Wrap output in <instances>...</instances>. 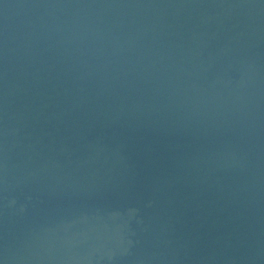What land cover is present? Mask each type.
<instances>
[{
    "label": "water",
    "instance_id": "95a60500",
    "mask_svg": "<svg viewBox=\"0 0 264 264\" xmlns=\"http://www.w3.org/2000/svg\"><path fill=\"white\" fill-rule=\"evenodd\" d=\"M0 264H264V0H0Z\"/></svg>",
    "mask_w": 264,
    "mask_h": 264
}]
</instances>
